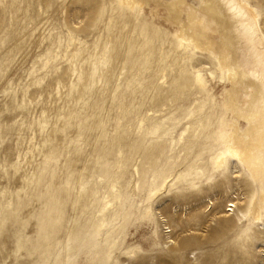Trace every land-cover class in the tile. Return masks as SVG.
<instances>
[{"label": "rangeland", "instance_id": "374dc122", "mask_svg": "<svg viewBox=\"0 0 264 264\" xmlns=\"http://www.w3.org/2000/svg\"><path fill=\"white\" fill-rule=\"evenodd\" d=\"M172 1L0 0V264H264V178L226 152L257 84Z\"/></svg>", "mask_w": 264, "mask_h": 264}, {"label": "bare ground", "instance_id": "6f19581e", "mask_svg": "<svg viewBox=\"0 0 264 264\" xmlns=\"http://www.w3.org/2000/svg\"><path fill=\"white\" fill-rule=\"evenodd\" d=\"M142 1L118 0L121 6L129 9L142 6ZM167 8L175 13L172 20L178 23L182 44L201 54L217 51L219 58L225 59L222 65L238 63L249 74L250 84H257L256 94L248 96L243 106L232 105L239 119L249 123L246 130L248 140L243 141L234 134L233 143L226 152L233 161L246 166L254 178H264V39L257 36V14L239 0H201L197 8L187 0H174L167 4ZM185 11L188 18L182 23L181 15ZM214 33L218 34L220 41L215 40ZM229 43L234 45L235 51ZM228 76L234 80L236 73L229 71ZM202 79L197 72L195 82L202 85ZM224 158L225 154L221 153L218 161L221 163Z\"/></svg>", "mask_w": 264, "mask_h": 264}]
</instances>
